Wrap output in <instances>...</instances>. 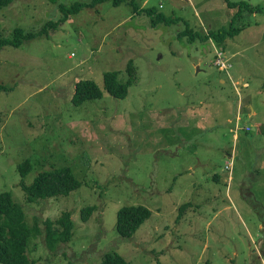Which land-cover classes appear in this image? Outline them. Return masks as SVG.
Here are the masks:
<instances>
[{"label":"rangeland","instance_id":"1","mask_svg":"<svg viewBox=\"0 0 264 264\" xmlns=\"http://www.w3.org/2000/svg\"><path fill=\"white\" fill-rule=\"evenodd\" d=\"M77 1L90 0H12L0 9L1 34L37 31L61 16L59 4ZM232 1L256 11L244 10L240 32L221 42L210 31L235 12L223 0H136L177 19L156 25L127 2L105 0L48 36L0 46V192L37 225L26 246L33 264H99L111 251L127 264H264V0ZM186 26L191 39L178 35ZM216 50L228 69L214 64ZM129 62L138 81L115 97L102 74L115 70L124 82ZM80 79L101 95L75 103ZM62 167L77 188L26 201L19 182ZM124 205L151 210L128 237L115 229ZM64 211L73 235L50 249L43 221Z\"/></svg>","mask_w":264,"mask_h":264},{"label":"trees","instance_id":"2","mask_svg":"<svg viewBox=\"0 0 264 264\" xmlns=\"http://www.w3.org/2000/svg\"><path fill=\"white\" fill-rule=\"evenodd\" d=\"M105 0H90L89 2H73L69 5L59 4L58 9L61 16L53 21L46 20L43 26L37 31L24 32L23 29L16 27L12 30L9 37H3L0 30V46L11 45L19 46L24 40H29L37 35H47L51 29H56L60 23L69 18L70 15L78 13L83 8H92L96 4ZM228 8H235L229 24L221 26L216 31H210V36L217 42H221L225 37H232L239 33L241 27L236 26L235 22L242 15L244 10L251 13L256 11V7L246 1L223 0ZM12 0H0V9L8 5ZM121 2H127L132 11L136 13L145 12L151 16V23H171L177 21L171 16H165L158 12L155 7L139 8L136 0H112L113 5ZM190 28L186 26L183 31L178 32L179 36H187L191 39L195 36ZM208 36L209 34L206 33ZM128 78L122 82L118 80V73L115 70L106 71L102 74V86L107 92L115 97H124L127 94L128 86L138 81L136 67L130 62L127 66ZM0 89H7L4 84H0ZM101 95L100 88L91 79H80L75 81L74 91L71 99L75 103H81L85 99L96 98ZM231 156V154H230ZM20 173L23 175L30 170L28 160L18 165ZM231 172V170H230ZM20 187L24 190L26 201L32 202L38 199H45L57 195H67L80 185V181L74 176L69 167H62L38 173L32 180L31 184L26 185L19 182ZM189 205L184 203L179 207V214ZM93 205L85 206L80 209V218L82 221L88 220ZM151 210L144 205H124L116 213L115 229L121 237H128L134 234L138 228L150 217ZM44 224V239L50 249H54L59 241L65 242L73 235V221L69 211L62 212L57 218H46ZM37 225L29 226L25 221L24 211L19 204L14 202L11 194L7 191L0 192V263L1 264H33L34 261L29 257L26 246L31 231H37ZM67 264H73L68 262ZM99 264H127V261L117 252H105Z\"/></svg>","mask_w":264,"mask_h":264},{"label":"built area","instance_id":"3","mask_svg":"<svg viewBox=\"0 0 264 264\" xmlns=\"http://www.w3.org/2000/svg\"><path fill=\"white\" fill-rule=\"evenodd\" d=\"M214 64L217 66L218 69H228V67L230 66L229 63H226L224 60H223V51L220 50V51H215V61H214ZM224 168L228 169V170H231V166L229 164H226L224 166Z\"/></svg>","mask_w":264,"mask_h":264}]
</instances>
